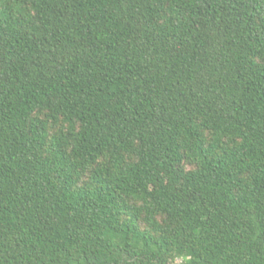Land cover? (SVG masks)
I'll return each mask as SVG.
<instances>
[{
  "label": "trees",
  "instance_id": "16d2710c",
  "mask_svg": "<svg viewBox=\"0 0 264 264\" xmlns=\"http://www.w3.org/2000/svg\"><path fill=\"white\" fill-rule=\"evenodd\" d=\"M264 264V0H0V264Z\"/></svg>",
  "mask_w": 264,
  "mask_h": 264
},
{
  "label": "rangeland",
  "instance_id": "374dc122",
  "mask_svg": "<svg viewBox=\"0 0 264 264\" xmlns=\"http://www.w3.org/2000/svg\"><path fill=\"white\" fill-rule=\"evenodd\" d=\"M171 264H181V261L179 259H177L176 261H174L173 263Z\"/></svg>",
  "mask_w": 264,
  "mask_h": 264
}]
</instances>
